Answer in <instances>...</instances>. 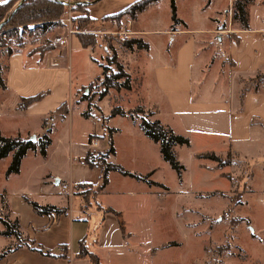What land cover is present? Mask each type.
Returning <instances> with one entry per match:
<instances>
[{
    "label": "rangeland",
    "instance_id": "374dc122",
    "mask_svg": "<svg viewBox=\"0 0 264 264\" xmlns=\"http://www.w3.org/2000/svg\"><path fill=\"white\" fill-rule=\"evenodd\" d=\"M195 1L199 5L204 3V0ZM222 1L223 4L227 2V0ZM190 2L176 0L178 12L193 25H198L202 21L200 11L190 12ZM105 4L106 2L102 0L88 5V13L86 7L73 11L66 5L63 16L59 19L28 21L25 24L15 21L18 25L11 30V36L0 32V44H3L0 46V52L4 57L9 50H17L26 44L33 46V53L45 55L50 52L61 56L60 67H66V83L62 87L53 86L51 94L44 102H57L64 97L67 105L61 106L60 111L54 113L55 120L61 118L59 114L63 108H68L63 120L58 121L53 128L54 132L50 135L52 143L45 159L40 156L39 149L29 150L22 160L20 172L9 176L6 175V169L11 162V156L0 159V192L6 188L10 198L16 193H27L34 199L47 200L48 195L39 185V177L43 171H55L61 166V159L68 145V136L70 135L72 141L76 143L74 152L78 150L75 153L79 155V161L85 149L86 154L88 152L93 158L101 160L107 157L109 129H114L112 137L116 150L115 154H109V161L143 176L150 173V179L168 187V191L165 192L166 189L161 184L149 187L118 172L111 173V186L105 200L116 205H125L126 210L122 211L121 217L126 222L127 232L132 234L128 237V242L133 250L132 254L140 258V264H264V146L262 142L249 145L248 155L230 150L221 156L227 163L223 170L201 167L193 155L194 152L191 153L192 148L175 145L173 152L177 153L178 160L184 165L181 174H178L162 158L160 144L152 141L140 128L142 117L154 113L151 106L155 103L159 109H163L160 119L165 121L170 119L165 102H147L151 97H158L157 91L151 86L149 75L146 77V82L144 80L140 82L139 74L137 72L132 74L131 70L132 80L128 76L134 86L133 90L109 89L105 96L98 97V93L102 90L100 85L102 67L108 66L112 71L116 70L114 64L108 61L112 56V50H115L117 60L122 64L125 72L128 67L130 70L134 59L130 55L131 52L122 47L120 42L129 38L128 36H133L130 35L133 26L146 29L161 27L171 21L173 18L171 1L161 0L157 7L141 15L131 28H128V23L124 25L119 22L114 18L115 16H107L104 17L105 20L108 19L107 27L98 29L95 24L103 22ZM229 8L233 13L232 1ZM212 10L209 8L207 12ZM86 15L93 20L86 19ZM84 16L86 17L83 18ZM216 16L219 17V24L224 22L227 28L229 23L222 20V15ZM247 18L251 26L264 24V0H252L247 5ZM31 24L33 27L29 28L28 25ZM120 24L124 26L121 27ZM18 26H23L21 32ZM176 30L177 27H172L169 32ZM80 35L90 43L89 47L81 45L78 39ZM141 37L154 45L160 43L157 37L161 38V36L149 35L147 32ZM20 43L22 46L18 45ZM156 48L154 47V52ZM7 74L6 78L9 79ZM21 91L23 90L18 91L12 85L6 90L0 89V133L6 136L18 135L14 132L19 128L22 137H27L29 134L26 136L25 133L30 131L37 134V139L46 132L48 126L54 125L52 116L46 117L44 122L46 128H43L41 117L17 109L16 102L19 101ZM20 102L25 101L21 99ZM114 107L123 108L127 113L111 116ZM85 111L91 114L85 116L83 114ZM156 118L158 117L154 116L149 119ZM58 137L63 141L60 142ZM197 147L199 146L195 144L194 149ZM211 149L218 154L221 153L217 146ZM218 163L220 166L224 165L221 161ZM221 172H225V176L220 175ZM181 179L185 187H191V191L228 188L231 190L223 197L215 195L196 198L181 187ZM124 189L135 191L134 203L115 198L113 192H122ZM179 191L183 192L179 193ZM188 208L196 209L199 213L190 212ZM0 216L1 227L7 228L2 220L10 221L8 229L15 227L13 217L8 218L6 212H1ZM173 241L180 244L175 245ZM168 242L167 247L157 248ZM153 248L157 249L152 251ZM121 258V260L125 259L126 264H134L133 258L129 259L126 256ZM106 262L118 264V259L112 256L110 259L106 258Z\"/></svg>",
    "mask_w": 264,
    "mask_h": 264
},
{
    "label": "crops",
    "instance_id": "0c3cea01",
    "mask_svg": "<svg viewBox=\"0 0 264 264\" xmlns=\"http://www.w3.org/2000/svg\"><path fill=\"white\" fill-rule=\"evenodd\" d=\"M6 1L0 0V4ZM103 1L106 2V11L103 13V22L95 24L98 29L107 27L108 19L105 20V16L116 14L136 0ZM217 1L204 0V3L200 5L195 0L189 3L190 12L200 11L202 21L198 25H193L189 19L178 12L175 0L177 24L172 18L161 27L143 29L133 26L132 34H130L133 36L128 37L141 38L147 44V49L135 47L128 49L134 60L130 65L131 69L129 70L128 67L126 72L130 78L131 70L132 74L137 72L140 82L143 80L146 82V77L149 75L151 86L157 91L158 97H151L147 102H165L170 119L168 121L160 119L163 109H159L156 103L151 106L154 113L149 114V118L157 116L155 120L160 121L163 126L187 138L188 144L185 146L192 148L191 153L194 152L193 155L201 167L223 170L227 163L221 156L230 150L248 155L250 154L249 145H254L259 141L264 146V24L251 26L248 21V27L244 28L239 22L227 17L226 11L232 0H227L225 4L222 0ZM160 2L161 0L148 6L138 14L135 20H130L124 15L119 22L124 25L128 23V28H131V25L135 24L141 15L157 7ZM209 8L213 10L208 13ZM88 12L87 5L86 13ZM217 14L222 15V20L229 23L227 27L230 31L217 32L219 30L216 29L213 20ZM124 25L120 24L121 27ZM175 26L177 30L170 33V28ZM146 32L149 35L161 36V38L157 37L160 43L157 42L158 44L154 45L144 40L141 36ZM32 47L26 44L13 50L11 54L7 53L6 57L0 52L1 76L4 82V86L0 85V89L6 90L9 85H12L18 91L23 90L19 94L16 108L41 117L43 128H46L43 125L46 117L52 116L54 125L48 134L51 142L46 148L45 155L40 154L45 159L52 143L50 135L54 132L53 128L58 121L63 120L66 113L61 112L59 114L61 118L55 120L54 113L64 103V97L57 102L44 101L51 94L53 86L65 85L66 67H60L62 64L60 55L50 52L40 55L33 53ZM154 47H157L156 52L153 50ZM6 74L9 79L6 78ZM133 87L130 81V89H123L130 91ZM40 92H46L42 99L20 107L21 99ZM14 134L18 135L6 136L0 133L4 137H22L19 128ZM25 134L29 135L22 138L28 139L30 135H37L30 131ZM58 140L63 141L60 137ZM110 140L114 151L109 154H115L116 147L112 133ZM75 144L69 135L61 166L55 171H43L40 175L39 185L48 195L47 200L34 199L27 193H16L10 198L6 188L1 190L0 213L6 212L8 218L13 217L15 227L5 233L6 229L0 226V239H3L0 240V264H91L88 257L79 255L81 242L90 252L97 255L102 264H107L106 258L110 259L112 256L117 257L118 264H126L125 259L121 260L122 256L133 258L134 264H140V258L132 254L133 250L128 242V237L132 234L127 232L126 222L121 217L122 211L126 210L125 205H116L105 200L111 186L110 177L113 171L108 173L106 187L101 193L91 197L89 203L82 198L81 190H76L75 185L79 183H100L101 171L99 167H89L83 162L86 149L79 161L80 157L75 153L78 150L74 152ZM195 144L199 146L197 149H194ZM82 146L85 145L82 144ZM213 146H217L221 153L218 154L211 149ZM109 154L106 153L107 161H109ZM174 154L177 155V153ZM204 154H214L224 165L220 166L218 161L204 157ZM9 155L12 158L13 152L6 157ZM25 155L20 161L17 173L21 170ZM176 158L178 160L177 156ZM132 173L141 178H131L149 187L161 184L166 189L164 191H168L166 185L150 179V173L145 176ZM224 173L221 172L220 175L225 176ZM11 174L16 173L9 175ZM180 183L185 192L187 191L196 198L215 195L223 197L231 190L228 188L191 191V187H185L182 179ZM182 192L179 191V193ZM113 195L129 203H134L136 198L133 189L115 191ZM30 202H36L40 206H54L61 211L37 213ZM108 208L118 214L106 211ZM188 210L195 211V214L199 213L196 209L188 208ZM7 221L10 224V221ZM173 242L175 245L180 244V242ZM168 245L169 242L157 248H165ZM35 248L41 249L43 253ZM157 248H153L152 251Z\"/></svg>",
    "mask_w": 264,
    "mask_h": 264
},
{
    "label": "trees",
    "instance_id": "16d2710c",
    "mask_svg": "<svg viewBox=\"0 0 264 264\" xmlns=\"http://www.w3.org/2000/svg\"><path fill=\"white\" fill-rule=\"evenodd\" d=\"M18 0H7L4 3L0 4V22L6 18L12 9L14 8L15 3ZM71 1H82V0H71ZM159 0H136L135 2L129 4L123 10L117 12L116 14L112 15L115 16L114 18L118 21L121 19L122 16L126 15L130 20H135L139 13L144 11L148 6L155 4ZM171 1V7L173 9V19L175 20V0ZM252 0H232L234 11L232 13V20L235 22H239L242 27H248V18H247V5ZM66 5L56 2L54 0H25L22 6L13 14L10 20L0 29L2 34H7L8 36L12 35L11 30L18 24H15V21H18L19 24H25L28 21H49L53 19H59L63 16L64 8ZM86 5H72L70 8L73 11H79L82 8H85ZM88 18H87V17ZM88 20H93V18L86 15ZM108 16V17H112ZM107 16H105L106 18ZM118 17V18H117ZM26 20V22H24ZM177 20H175L176 22ZM79 42L83 47H89L90 43L86 41L83 36H79ZM3 44H0L2 46ZM22 46L21 43L18 44ZM120 45L126 49H147V44L141 38H127L120 42ZM9 54L12 53L11 50L8 52ZM110 64H114L116 70L112 71L108 66L102 67L100 79V85L102 86V90L98 93V97L102 98L108 93L109 89H116L119 90L121 88L130 89V80L128 74L123 69L121 63L117 60V54L115 50H112V56L108 58ZM2 66L0 65V85L4 86V82L1 76ZM123 79V80H122ZM46 92H40L34 96H30L27 98H23L25 102L20 103V107H24L29 103L37 101L41 99ZM67 105L66 102L62 103L58 108L57 111H60L61 106ZM62 113H67L68 108H63L61 111ZM127 111L120 107H114L111 110V116L116 114L125 115ZM85 116H88L89 113L85 111L83 113ZM147 115V114H146ZM149 115V114H148ZM147 116L142 117L140 128L144 131L147 137H149L152 141L160 144V153L162 158L169 163V165L175 169L178 174L184 169L183 165L177 160L174 152L173 146L174 145H186L188 144V139L175 134L170 128L163 126L160 121L158 120H150ZM44 125V122H43ZM51 128H47L46 132L41 136L37 137L36 141L22 138L20 136L15 137H4L0 135V159L7 156L10 152H13L11 162L6 169V175L10 173H17L19 171L20 161L22 157L29 151V150H36L39 149V152L42 155H45L46 148L50 144L51 140L48 136ZM112 129H109V148L107 150V154L113 153L114 149L112 147V142L110 140V135L112 133ZM90 139V138H89ZM204 157L211 158L213 160L219 161L220 158L215 156L214 154H204ZM83 162L87 164L89 167H99L101 174H100V183L97 185H92L89 183H79L75 185L76 190H82L80 192L82 198L89 203L91 197H95L99 193L103 191V189L108 184V173L110 171H116L124 176L134 177L136 179H140L141 176L136 175L126 169H124L121 165L115 164L112 162L107 161L105 158L101 160H97L93 158L88 152L84 156ZM33 209L37 213L45 214L50 213L52 211L60 212L54 206H40L36 202H30ZM106 211H111L115 214L118 212L112 210L111 208L106 209ZM1 219V218H0ZM4 224H6V231L8 232L9 222L7 220H2ZM120 225L121 221H120ZM14 233V232H13ZM16 234V233H15ZM17 235V234H16ZM39 252L43 253L41 249H37ZM47 253V252H45ZM79 255L82 257H88L91 264H102L97 257L96 254L90 252L83 242L80 243V252Z\"/></svg>",
    "mask_w": 264,
    "mask_h": 264
},
{
    "label": "water",
    "instance_id": "95a60500",
    "mask_svg": "<svg viewBox=\"0 0 264 264\" xmlns=\"http://www.w3.org/2000/svg\"><path fill=\"white\" fill-rule=\"evenodd\" d=\"M24 1L25 0H19L17 2V4L14 6V8L10 12V14L0 22V29L10 20V18L13 16V14L22 6ZM54 1L62 3V4L67 5V6H72V5H77V4H81V5H86L87 6V5L96 3V2H98L100 0H82V1L54 0ZM28 139L36 141V136L35 135H30L28 137Z\"/></svg>",
    "mask_w": 264,
    "mask_h": 264
},
{
    "label": "built area",
    "instance_id": "2783aa9c",
    "mask_svg": "<svg viewBox=\"0 0 264 264\" xmlns=\"http://www.w3.org/2000/svg\"><path fill=\"white\" fill-rule=\"evenodd\" d=\"M230 10H231V11H230ZM227 17L232 19V9H230V8L227 9ZM213 20H214V23H215V25H216V29L221 30V31H225V32L230 31V29H229L228 27L225 28V24H224V22H222L221 24H219V22H218L219 17L216 16V17L213 18ZM175 23L177 24V22H175ZM22 27H23V26H18V30H19V32L22 31V30H21ZM28 27H29V28H32V27H33V24L28 25ZM175 27H177V26H175ZM56 40H57V39H56ZM48 128H51V127L48 126ZM36 140H37V139H36ZM94 144H96V143H94ZM53 220H54V219H53Z\"/></svg>",
    "mask_w": 264,
    "mask_h": 264
}]
</instances>
